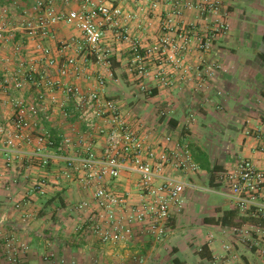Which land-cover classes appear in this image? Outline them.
Masks as SVG:
<instances>
[{"label": "crops", "instance_id": "crops-1", "mask_svg": "<svg viewBox=\"0 0 264 264\" xmlns=\"http://www.w3.org/2000/svg\"><path fill=\"white\" fill-rule=\"evenodd\" d=\"M34 1L0 3V31L8 37L0 39V234L31 242L49 237L48 247L40 252L32 247L21 264H264L256 248L233 232L257 221L224 197L217 201L210 196L217 195L212 192L217 172L242 160L264 164V0H119L111 20L100 21L110 65L84 64L82 56L60 52L62 45L81 41L82 34L73 24L59 23L46 44L60 64L75 57L87 67L66 77L57 67L28 58L31 36L22 28L21 11ZM216 1L218 5L212 4ZM207 3L212 6L208 10ZM55 8L81 11L83 4L57 2ZM202 32L213 35L204 40ZM121 34H129L139 53L131 51V42ZM22 42L27 51L17 57L14 46ZM206 42L211 49L201 51ZM21 61L43 72L46 82L100 90L106 99L118 101L123 117L133 125L143 123L154 133L171 134L189 145L199 170L183 177V210L174 215L167 234L157 240L136 231L130 242L113 246H103L91 235L92 216L77 206L94 202L92 190L81 188L78 174L66 179L62 161L84 156L81 142L91 131L80 120L73 99L60 86L41 82L39 75L36 84L28 82ZM37 102L46 115L33 118L29 108ZM19 103L29 123V141L16 138L13 118L21 110ZM44 131L52 137L53 148L37 144ZM65 139L71 142L58 153ZM93 145L99 155L103 141L95 139ZM39 150L56 157L46 170L34 158ZM137 181V174L124 172L117 190L136 197ZM39 183L45 185L44 197L35 191ZM45 253L48 261L41 258Z\"/></svg>", "mask_w": 264, "mask_h": 264}, {"label": "built area", "instance_id": "built-area-1", "mask_svg": "<svg viewBox=\"0 0 264 264\" xmlns=\"http://www.w3.org/2000/svg\"><path fill=\"white\" fill-rule=\"evenodd\" d=\"M83 4L81 11H57L55 4ZM119 0H35L30 6L22 8L24 19L22 28L31 36L32 44L28 58L41 60L48 67H57L61 77L75 76L86 69L78 63L77 58L68 57L60 64L53 49L46 44L53 37L57 24H73L82 34L81 41H71L62 45V53L72 51L76 56L84 58V64L96 61L110 65V51L103 48L106 37L102 30L101 20H111L115 3ZM212 7V6H211ZM117 14L118 11H115ZM0 31V39L8 41ZM14 37V35H11ZM131 42V51L139 53V46L130 40L129 34H121ZM25 42L14 46V54L20 57L26 50ZM210 43L201 44L200 48L209 49ZM23 74L28 82L36 84L35 75L50 88L60 86L61 91L73 99L75 111L80 120L90 129L91 134L83 139L84 156L80 159L65 157L64 177L70 178L78 174V182L82 189L92 190L94 202L83 201L77 206L80 212H89L92 216L90 228L93 235L103 246H113L130 242L136 231L150 234L157 240L167 234L174 215L183 210V195L186 183L183 177L197 174L199 168L192 157L188 144L175 140L171 134L158 130L155 133L144 124L133 125L127 121L117 100L106 99L100 90L85 91L76 85L61 86L59 82H46L45 74L35 68H26L21 61ZM144 67H139L143 73ZM100 86L104 80H98ZM18 89L23 83L18 81ZM21 105V106H20ZM20 112L14 116L16 138L30 139L29 123L19 103ZM45 113L37 102L29 108V114L37 118ZM46 115V113H45ZM2 130L0 129V132ZM94 132V133H92ZM162 135V136H160ZM160 136V137H159ZM102 140L103 148L98 155L94 150L93 140ZM65 139L56 150L63 153ZM37 144L41 147L53 148L55 143L49 132L44 131L37 136ZM264 153V150H263ZM38 167L49 168L56 158L52 153L37 152L34 156ZM137 174V196L129 192L120 193L116 185L121 182L122 174ZM44 183L36 185L35 191L44 197ZM264 164L258 167L248 160L239 161L234 167L219 171L214 177L212 192L229 200L242 215L255 219L257 223L235 227L233 232L256 248L264 260ZM2 236L3 251L6 261L2 264H21L19 253L27 252L29 246L18 240L16 235Z\"/></svg>", "mask_w": 264, "mask_h": 264}, {"label": "rangeland", "instance_id": "rangeland-1", "mask_svg": "<svg viewBox=\"0 0 264 264\" xmlns=\"http://www.w3.org/2000/svg\"><path fill=\"white\" fill-rule=\"evenodd\" d=\"M0 3H4V1L3 2H0ZM212 4H217V1L216 2H214V3H212ZM218 5V4H217ZM204 6H205V8H206V10H208V8L211 6V3H207V4H204ZM204 15H206V16H204ZM202 17H203V19L206 21V23L207 22H210L211 21V19L210 18H208V14H204ZM8 17H12V15H8ZM212 17H214V15H212ZM222 18V17H221ZM3 18L1 17L0 18V21H3L2 20ZM6 19V18H5ZM4 19V20H5ZM15 19H13L12 20V22H15L14 21ZM224 26H226V25H224L223 24V27ZM219 29L220 30H222V28L221 27H219ZM216 31H214V33H215ZM205 35V37L203 36V35ZM207 32H202L201 33V36H203V37H201L202 39H204V40H206V39H208V38H210L213 34H211L210 35V37H208L207 36ZM217 34H218V32H217ZM213 38V37H212ZM10 39V38H9ZM201 49V51H204V52H207V51H209L210 49H211V47L209 48V49H207V48H200ZM211 196V200H213V199H216L217 201L218 200H220V201H223V198L222 197H219V195H210ZM226 199V198H225ZM228 200V199H227ZM89 229H90V231H92L91 230V228H90V225H89ZM4 235H12V234H3V236ZM14 235V234H13ZM93 237H95L93 234H91ZM2 236L0 237V249L1 250H3L2 248V246H3V244H5V243H3L2 244ZM41 238V240H38V241H32L31 242V240H29L28 241V239H21L20 237H18V240L19 241H21L22 243H25V244H27V246H29V250H27V252H30V250L32 249V247L34 248L35 247V249H36V251L37 252H40V251H42L45 247H48L49 246V244L46 242V240H48L49 241V237H43V236H41L40 237ZM39 238V239H40ZM43 238V239H42ZM96 238V237H95ZM97 239V238H96ZM43 240V241H42ZM98 240V239H97ZM47 249V248H46ZM0 250V264H2V263H4L5 261H6V255L4 254V252L3 251H1ZM27 253L26 252H22V253H19V257L21 258V257H23L24 255H26ZM135 257H137V255H135ZM135 257H132V256H129V260H131V259H133V258H135ZM41 258L43 259V261L45 260V261H48V256H47V254L45 253L43 256H41Z\"/></svg>", "mask_w": 264, "mask_h": 264}, {"label": "trees", "instance_id": "trees-1", "mask_svg": "<svg viewBox=\"0 0 264 264\" xmlns=\"http://www.w3.org/2000/svg\"><path fill=\"white\" fill-rule=\"evenodd\" d=\"M4 0H0V2H3ZM262 58H263V60H264V56H262ZM59 200V202H60V204L61 205H63V202L60 200V199H58Z\"/></svg>", "mask_w": 264, "mask_h": 264}]
</instances>
